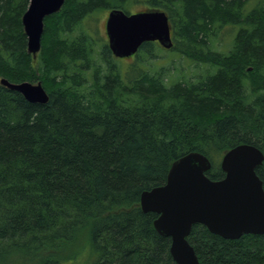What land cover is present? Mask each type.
Segmentation results:
<instances>
[{"label": "trees", "instance_id": "1", "mask_svg": "<svg viewBox=\"0 0 264 264\" xmlns=\"http://www.w3.org/2000/svg\"><path fill=\"white\" fill-rule=\"evenodd\" d=\"M133 1L64 0L33 56L29 0H0V78L48 94L29 102L0 83V264H176L140 193L188 151L208 157L213 180L227 149L264 154V0H143L169 18L166 50L200 51L195 76L155 68L156 41L127 64L112 54L96 21ZM186 239L199 264H264V233L226 239L196 223Z\"/></svg>", "mask_w": 264, "mask_h": 264}, {"label": "water", "instance_id": "2", "mask_svg": "<svg viewBox=\"0 0 264 264\" xmlns=\"http://www.w3.org/2000/svg\"><path fill=\"white\" fill-rule=\"evenodd\" d=\"M64 0H29L21 22L27 51L36 55L41 45L44 18L57 12ZM107 45L119 58L133 55L143 42L156 41L172 47L171 25L164 10L108 11L104 22ZM0 83L19 92L27 101L45 103L48 94L41 82ZM263 165L264 154L253 144L240 143L227 149L220 159L224 173L210 179V160L198 151H188L174 159L162 184L143 190L139 204L144 212H154L155 230L170 238L169 253L176 264H199L193 246L187 241L193 224L226 239L243 234L264 233V188L255 168Z\"/></svg>", "mask_w": 264, "mask_h": 264}, {"label": "rangeland", "instance_id": "3", "mask_svg": "<svg viewBox=\"0 0 264 264\" xmlns=\"http://www.w3.org/2000/svg\"><path fill=\"white\" fill-rule=\"evenodd\" d=\"M132 7L128 6L127 9L130 12L137 11V9L144 8V1L143 0H134L132 2ZM105 14H101L98 17V20L96 21V25L98 27L99 33L101 37L105 39V33H104V22ZM224 42V41H222ZM200 56V51H194L191 55H187L185 53H179V52H172L171 50H166L161 47H157L156 50V58H155V68H158L160 66L165 67L171 75L174 76H189V75H197L203 72L207 69L206 65L203 61L198 59ZM124 60V61H123ZM122 63L127 64L129 63V60L124 58ZM97 63L101 62L100 59H97ZM148 67H153L149 65ZM35 82V81H34ZM77 259L75 261H71V264H78L79 262L83 261V255L76 256Z\"/></svg>", "mask_w": 264, "mask_h": 264}, {"label": "flooded vegetation", "instance_id": "4", "mask_svg": "<svg viewBox=\"0 0 264 264\" xmlns=\"http://www.w3.org/2000/svg\"><path fill=\"white\" fill-rule=\"evenodd\" d=\"M103 25H104V22H103Z\"/></svg>", "mask_w": 264, "mask_h": 264}]
</instances>
